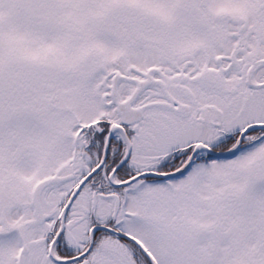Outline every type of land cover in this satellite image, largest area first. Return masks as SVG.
<instances>
[{"label": "snow or ice", "instance_id": "6c2138e0", "mask_svg": "<svg viewBox=\"0 0 264 264\" xmlns=\"http://www.w3.org/2000/svg\"><path fill=\"white\" fill-rule=\"evenodd\" d=\"M0 264H264V0H0Z\"/></svg>", "mask_w": 264, "mask_h": 264}]
</instances>
